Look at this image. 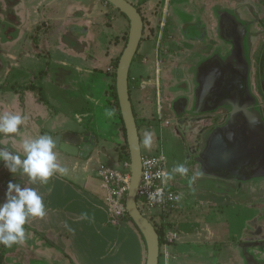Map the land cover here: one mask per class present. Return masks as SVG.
Wrapping results in <instances>:
<instances>
[{"label":"crops","instance_id":"1","mask_svg":"<svg viewBox=\"0 0 264 264\" xmlns=\"http://www.w3.org/2000/svg\"><path fill=\"white\" fill-rule=\"evenodd\" d=\"M101 2L102 12L97 7ZM0 4L3 19L0 30V113L22 110L27 118L23 126L24 139L39 134L54 138L67 131L79 135L89 132L96 136L98 144L99 137L94 128L102 126L104 121L106 127L110 125L109 117H105L106 108L101 104L102 100L109 102L114 72L113 69L108 71L113 67L110 58L114 50L109 48L111 38L107 39V45L104 38L103 61L88 56L86 52L90 42L93 46L96 44L92 29L95 21L92 20L100 19L98 22L101 23L106 18L108 8L104 0H0ZM116 19L122 18L117 14ZM82 25L85 38L88 37L89 25L92 31L85 50L75 35V30ZM106 54H110L108 62ZM79 75H86L89 88L79 85ZM6 88L11 92H4ZM144 119L150 126L154 124L148 115ZM152 129L149 127L148 131L152 132ZM159 129V133L165 130L163 126ZM159 147L162 149V143ZM56 151L59 162L69 169L66 176L57 174L46 185H28L27 177H22L20 182L40 191L47 210L43 219L31 218L25 225L27 239L24 246L32 247L33 250H28V253L34 257V262L110 264L117 261V264H144L145 244L132 225L124 221L115 224L121 226V232L132 242L131 245H135L134 248L128 245L125 248L124 245L125 250L119 248L120 230L108 225L110 211L96 170L101 163L112 166L107 160L101 162L98 158V145L87 158ZM147 151V154H154L152 152L156 153L157 149L152 147ZM176 164L175 158L172 165ZM222 179L214 174H201L195 179L197 182L208 181L210 189H198L195 184L190 189L188 183H180L182 185L179 186L175 184L176 180L168 182L179 194L182 190L185 196L170 214L174 216L170 223L177 237L168 247L164 264H203L202 260L212 264H247L232 244L246 241L255 224L260 225L264 221V202L261 201L264 185L252 188L246 185L240 193H233L231 184L224 187L220 183ZM231 193L235 208L249 206L248 209L256 212L246 219L244 229H234L229 220L219 221L223 219L225 210H222L218 199L227 205L232 204ZM188 198L190 204L186 205L184 201ZM196 203L205 205L204 211H199ZM82 213L87 214V219L82 218ZM221 244L226 245V249H215ZM227 255L228 260L225 258Z\"/></svg>","mask_w":264,"mask_h":264},{"label":"flooded vegetation","instance_id":"2","mask_svg":"<svg viewBox=\"0 0 264 264\" xmlns=\"http://www.w3.org/2000/svg\"><path fill=\"white\" fill-rule=\"evenodd\" d=\"M126 1L142 21L128 75L140 141V121L155 119L147 109L155 104L159 128L184 152L190 176L195 166L194 173L223 176L220 183L231 184L233 193L264 185V0ZM105 4L106 27L112 28L117 14L123 20L110 41L120 46V59L130 22ZM198 149L207 157L197 165ZM255 226L246 241L232 244L247 264L264 263V221Z\"/></svg>","mask_w":264,"mask_h":264},{"label":"clouds","instance_id":"3","mask_svg":"<svg viewBox=\"0 0 264 264\" xmlns=\"http://www.w3.org/2000/svg\"><path fill=\"white\" fill-rule=\"evenodd\" d=\"M106 115L112 117L114 110H106ZM27 123V118L22 113L11 111L0 113V134L9 139H15L22 126ZM154 140V133L145 131L143 134V147L151 150ZM57 141L51 135L39 134L34 137L25 138L21 144L23 156L15 151H10L6 145H0V164H3L10 176L19 175L27 177L28 185L48 184L49 180L55 176H66L69 169L63 166L57 156ZM159 160H166L162 152ZM153 160L150 163L155 164ZM189 168L184 164H176L171 170H158L154 176L159 179L161 185L166 187L169 181L174 180L176 175L186 178L191 189L195 179L201 175L196 172L189 175ZM148 178V182L150 183ZM164 187H158L149 193V199L156 204L164 202ZM194 191V189H192ZM169 200L179 202L182 194L168 195ZM47 214L44 197L36 187H30L22 183L9 179L4 199L0 201V245L12 247L15 244L25 243V225L31 218L43 219ZM82 218L87 219V214L82 213ZM67 227V225H66ZM71 231V229H69Z\"/></svg>","mask_w":264,"mask_h":264},{"label":"rangeland","instance_id":"4","mask_svg":"<svg viewBox=\"0 0 264 264\" xmlns=\"http://www.w3.org/2000/svg\"><path fill=\"white\" fill-rule=\"evenodd\" d=\"M85 5H87V3H85ZM97 7H98L100 12L104 11L103 2L98 3ZM1 14L2 13H0V30L3 27V25H2L3 19H2ZM183 19L185 20L186 16H184ZM92 21L93 22L95 21L94 26H92V29L94 30L93 32L95 33L94 34V40H95L96 44H94V46H93V45H91V42H90L89 48H88L86 53L90 57H94V58H98L99 60H102L103 55L105 53L104 48H103L104 38H105V44L107 45L108 44L107 39H109V38L112 39L113 37L117 36L120 31H122L123 27H121V26H122L123 20L122 19L114 20L111 29L106 27V23H109V18H107V19L104 18L103 20H101V23H99L100 19L94 18ZM102 21H104V23ZM90 26L91 25H89V32L87 34L88 35L87 38L84 37L85 32H83V25L78 27L77 30H75V35L78 37V39L83 44L84 50L86 49L87 41L89 42V40H91V32L92 31L90 29ZM109 46H110L109 48H113V50H114L112 52L111 58H110L111 61L113 60V62H114V60L116 59L117 53H119V51H120V46H114L113 40H112V42H110ZM106 57H107V62H108L110 54H109V56H108V54H106ZM99 64H100V62H99ZM112 69L113 68H109L108 71H110V70L112 71ZM87 81H88V79L86 78V75H84V76L79 75L78 76V83L81 87L85 88V86H87L86 85ZM87 87L89 88V86H87ZM100 88L102 90V87H100ZM8 89L9 88H6L3 91L4 92H6V91L11 92V90H8ZM20 89H22V87H20ZM106 90L107 89H105V92H106ZM90 91H91V87H90ZM105 98H107V96H105ZM133 98L134 97H132L131 99H133ZM98 104L100 105V103H98ZM163 105L166 106L167 103L164 102ZM103 106H105L106 110H114V115L112 117H109L110 125L108 127H106V123L104 121L102 123L103 127L98 125L95 127L96 129L94 128L95 133L99 137V143L97 144L98 145L97 156H98V158L101 159V162H103L104 160H107L110 163V165L112 166V168L118 172H125L126 170L129 171V168L127 167V165L129 166V163H121L118 159L120 120L118 118V115H115L116 109L112 108L107 100L105 102L102 100L101 107H103ZM147 109L149 110L150 115L153 116V118H155L152 122L154 123V125L156 124V126H152V128H153L152 132L154 133V140H153L152 147L157 149L156 153H158L159 152L158 150L160 149V147H159L160 143H162V152L166 156L165 165H166V168L168 170H171V168H173L175 166V165L173 166L172 163L174 162V159L176 157L175 155H176V149L177 148L176 149L173 148V147H176V145H174L172 142H170V140L168 138V132L166 129L162 130L161 133H159V125H158L159 119L156 116V112L154 111L155 104L149 105ZM106 110H105V117L107 118L108 116L106 115ZM152 112H154V113L152 114ZM18 113L23 114L22 110H20V112L18 111ZM162 115H163L162 120H167V116L164 113H162ZM37 121L38 120H36V122ZM138 122L139 121L137 120V123ZM140 122H141L140 126H142L141 130H140L141 131V152H142V155H147L148 151L143 147L142 140H143V134L146 131V127L148 124L145 123L146 122L145 119H142ZM23 131H24V129L22 126L20 132L18 134H15V139H9L7 136L0 134V145H6L9 147L10 151H15L18 154H20L21 156H23V153L21 151V144H22V141L24 140V137H25L23 134ZM147 131H148V129H147ZM159 137H160V139H159ZM12 142H15L18 144H15ZM17 145H19L20 147H16ZM177 145H178V143H177ZM152 153L156 154L155 151H153ZM96 160H98V159H96ZM178 164H182V162H180ZM97 171H98V168L96 170V174L98 175ZM9 179H13L15 182H18V183L22 182L21 176L20 177L10 176L9 173L7 172V170L4 168L3 164H1L0 165V201H2L4 199V193L5 192H3L4 191L3 189L5 187V184L8 183ZM174 180H176L175 184L179 185V186L182 185L183 183L184 184L188 183L186 178H181L179 175L175 176ZM4 182H6V183H4ZM206 182H208V181L201 180V181L197 182L195 180L194 184H195L196 188H198V189H202V188L210 189L211 187H210L209 183L207 184ZM257 182H262V181H257ZM180 183H182V184H180ZM260 184L262 185V183H259V185ZM181 194L183 197V195L185 193L181 190ZM201 194L204 196V193H201ZM233 196H234L233 193H231L230 199H232L233 201H232V204L230 203L229 205H227V203L222 202L220 199H218L219 204H221L222 210H225V214H223V219L219 220V221L229 220V221H231L234 229H236V230H238V228L244 229L243 227L246 226V223H245L246 219L249 218L252 214H254V213L256 214V212L254 211V213H253L252 210L248 209L249 206H246L243 208V205L239 206L238 208L236 207L237 208L236 209L235 208L236 203H234ZM201 200H199V201H201ZM239 202L243 203L241 200H239ZM184 204L189 205L190 204V198H188L187 201H184ZM196 204L199 206V209H200L199 211H204V209H205L204 207H206L205 205L201 206L202 203H196ZM227 213H229L230 215L227 216ZM147 214H149V213H146L145 211L143 212V215L149 219V221L154 225V228H156L157 230L158 229L161 230L158 226V221L154 217L148 216ZM236 215H237V217H236ZM173 219H174V216L169 217V221H172ZM118 222L120 223V221H118ZM108 225H109V227H111L115 230H117V229L120 230V227H121L119 225H115V224L110 223V221H109ZM121 230L119 232V240H120L118 242V244L120 246L119 248L125 250L127 245L133 246V248H134L135 245H131L132 242H130L126 238V236L121 232ZM34 240H35V238H34ZM39 242H40V240H39ZM124 245H125V248H124ZM171 247L169 249H171ZM218 248L226 249V245L221 244L220 246L218 245L215 247V249H218ZM28 250H33V249H32V247L28 248V247L24 246V243L23 244H15L10 248L4 247L3 245H0V252H3V254H4L0 260V264H37L32 259L34 257H31L32 255H29ZM130 250H131V248H130ZM42 251H44V250L42 249ZM124 253H126V252H124ZM129 254H130V251H129ZM164 258H165L164 249H163V247H161L160 264H164L163 263ZM112 262H113V260H112ZM169 262H170V260H169ZM129 263H130V261H129ZM202 263L203 264H212L211 261L209 263H204L203 260H202ZM110 264H117V261L110 263ZM125 264H128V263H125Z\"/></svg>","mask_w":264,"mask_h":264},{"label":"water","instance_id":"5","mask_svg":"<svg viewBox=\"0 0 264 264\" xmlns=\"http://www.w3.org/2000/svg\"><path fill=\"white\" fill-rule=\"evenodd\" d=\"M104 1L112 5L117 10H120L124 15H126L130 22L128 43L118 61L115 70V90L121 120L125 129L126 143L129 153L130 180L125 196L124 207L128 217L131 219L132 223L135 225L141 237L143 238L146 248V260L144 264H159L161 246L159 242L158 233L156 232V229L154 228L153 224L149 221L148 218H146L142 214L137 205V189L141 178L142 152L138 127L130 101L128 85L130 65L134 58L138 43L141 38L142 21L136 9L126 0ZM196 104L197 103L195 100L194 106ZM231 121L232 120L230 117L227 121L226 126L229 125ZM54 139H56L58 145L56 150H59L66 155L74 157H89L97 145L96 136L89 132L79 135L67 131L57 134ZM194 153L196 154L197 152ZM183 154L184 152L181 150V148L176 149L175 158L178 163L182 162ZM242 155H244V152L242 153ZM206 157V150L198 149V154L196 155L195 163L200 164L201 161H204V159H206ZM241 245H246V243H243Z\"/></svg>","mask_w":264,"mask_h":264},{"label":"built area","instance_id":"6","mask_svg":"<svg viewBox=\"0 0 264 264\" xmlns=\"http://www.w3.org/2000/svg\"><path fill=\"white\" fill-rule=\"evenodd\" d=\"M161 153L162 149L156 154L142 155L141 178L137 189V205L142 212L149 213L147 214L148 216H152L158 221V226L162 231L161 247L164 249L165 258H167L168 247L175 242L177 237V232L169 227L170 221L168 218L177 208L180 201L169 200L168 195L170 193L175 196L179 192L169 183L164 187L161 185L160 180L154 176L158 170L166 169V161L159 160ZM153 160L157 162L155 164L150 163ZM127 167L129 168L128 165ZM97 172L102 183V188L105 191V202L110 211L109 221L112 224H118V221L122 222L128 217L124 207V200L130 176L127 173L114 170L105 163L99 164ZM148 178H151L150 183L148 182ZM158 187H164V202L160 204L153 203L149 199V193L155 191Z\"/></svg>","mask_w":264,"mask_h":264},{"label":"trees","instance_id":"7","mask_svg":"<svg viewBox=\"0 0 264 264\" xmlns=\"http://www.w3.org/2000/svg\"><path fill=\"white\" fill-rule=\"evenodd\" d=\"M118 60H119V57H117L114 60L113 64H112L114 72L112 74V85H111V89L109 91V98H108L109 102L108 103L112 106V108L116 109V112H115L116 114L115 115H118V118L120 120L119 143H118V150H119L118 159H119V161L121 163H129V154H128V147H127V143H126L125 129H124L123 122L121 120V115H120V111H119V105H118L117 95H116V90H115V69L117 67ZM123 173L129 174V171L126 170ZM124 202H125V200H124ZM142 214H143V212H142ZM124 222H127L130 225H132V227L138 232L137 228L132 223V221H131V219L129 217H127V219L124 220ZM169 227H170V229H173V225L171 223H170ZM156 232L158 233V236H159L160 246H162V231L159 230V229L158 230L156 229ZM3 255H4L3 252H0V260L3 257Z\"/></svg>","mask_w":264,"mask_h":264}]
</instances>
